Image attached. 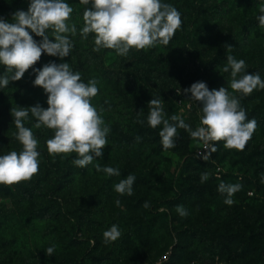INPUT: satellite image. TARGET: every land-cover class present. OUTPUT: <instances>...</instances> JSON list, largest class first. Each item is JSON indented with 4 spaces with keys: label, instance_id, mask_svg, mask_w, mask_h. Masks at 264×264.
<instances>
[{
    "label": "trees",
    "instance_id": "1",
    "mask_svg": "<svg viewBox=\"0 0 264 264\" xmlns=\"http://www.w3.org/2000/svg\"><path fill=\"white\" fill-rule=\"evenodd\" d=\"M163 2L179 10L176 0H163ZM209 2L213 3L214 0H195L193 14L189 18L180 13L182 22L185 20L182 25L188 30L184 39L185 48L196 58L202 53L200 47L202 42L198 37L200 34L198 21L205 13H200V10ZM29 4L30 0H3L0 4V18L11 22L13 14L18 10L27 11ZM262 4L264 0H221L215 5L225 16L239 14L240 18L238 26L240 29L231 27L218 42V55L225 52V45L238 47L241 39L242 41L258 39L264 42V28L259 26L257 19L261 15L259 7ZM32 35L37 41V36ZM140 57H142L138 59L140 62L147 61V55ZM129 66H134V63ZM4 71L6 72V69L1 66L0 76ZM122 75V80L132 79V88L123 89L122 95H119L113 87L105 88L92 99V104L97 109L108 106L111 114L114 111L109 117L116 116L108 126L110 128L107 145L109 162H114L115 166L119 164L128 171L129 174L126 172L128 175L136 177L133 184V194L136 197L133 210L138 212V217L133 225L134 233L144 231L143 215L147 214L145 234H147V242H150L157 221L162 218L176 220L179 214L173 212H176L174 210L177 206L182 205L188 211L184 221L185 227L180 232L183 241L174 245L164 264H215V259L225 260L231 264L237 262L264 264V101L251 105L250 95L238 94L241 107L246 111L248 119H255L257 122V128L244 150L226 149L223 142L215 144L216 154L231 161L232 168H236L242 175L241 181L237 182L235 175H230L228 181H225L226 176H223L221 182L209 176V179L202 183L200 177L205 171L196 169L194 164L197 159L188 154L187 131L178 129L175 147L165 150L159 137L162 125L153 129L147 123L148 102L153 98H159L152 93L147 94L146 88L141 83L142 78H147V72L143 71L140 74L126 69ZM5 90L6 88H0V104L9 99ZM12 108L8 103L0 116L3 117L6 112L2 127L5 128L7 136L12 135L15 138L17 130L11 116ZM120 118H125L128 123L125 122L121 127ZM24 125L30 129L35 128V122L30 114ZM43 128L45 131L43 137L47 141L54 136V131ZM137 137L141 139L137 141ZM166 151L184 157L186 161L178 175H173L168 183L165 180L169 172L167 167L160 168L162 163L168 162L163 155ZM76 158L75 153L66 156L45 154L39 164L38 176L33 186L22 192L18 191L15 195V205H19L21 209L17 211L12 208L7 212L3 205L0 206V235L3 234L2 230L11 221L13 214L22 213V207L27 208L31 204L34 205L30 212L33 218L51 223L55 235L52 245L56 247L51 257L41 249L37 263L35 259L31 263L22 259L16 263L13 258H8L7 264H83V259L76 261L73 258V249L77 245L81 247L84 243L68 236L67 224H70L74 233L83 231L86 222L96 224V231H107L113 225L110 217L104 224L106 229H102V223L99 222L105 210L103 206H106V200L102 201L103 206L100 209H96L95 202L90 209H86L84 202L87 197L92 196L96 199L104 196L105 192L96 185L97 174L89 175L88 178L86 172L88 173L89 170L74 166L72 161ZM199 162L203 167L210 166L209 159ZM104 165L106 166V163ZM221 183L242 185L241 190L234 195L241 192L245 194L248 190L254 189L255 196L248 198L249 202L245 204L242 202L226 205L225 195L218 192ZM75 195L77 199H74ZM259 196L263 200L257 199ZM145 202L150 204L149 208L143 207ZM12 242L5 240L0 242V251L7 253V248L13 245ZM98 243L96 242V245Z\"/></svg>",
    "mask_w": 264,
    "mask_h": 264
},
{
    "label": "clouds",
    "instance_id": "2",
    "mask_svg": "<svg viewBox=\"0 0 264 264\" xmlns=\"http://www.w3.org/2000/svg\"><path fill=\"white\" fill-rule=\"evenodd\" d=\"M80 3L91 5L83 11L80 35L84 39L89 34L94 35V52L110 49L123 57L133 49L139 51L157 45L167 46L182 26L180 12L163 0H80ZM259 12V26L264 28V4L259 7ZM72 13L73 8L65 0H30L28 10L16 11L11 22L0 18V65L6 69V73L0 76V88L21 80L44 53L61 60L70 55L74 45L69 36L77 33L76 25L69 24ZM32 34L42 39L37 42ZM224 47L228 53L233 50L231 45ZM226 61L222 71L230 72L232 93L248 96L254 90H264V80L259 74L246 71L243 59L238 60L229 54ZM35 77L34 86L44 90L48 107L45 109L36 104L11 109L17 130L15 138L22 145V150L0 155V185L29 181L38 173L39 141L24 125L29 114L36 120L35 128L43 126L54 131V136L46 141L49 155L75 153L77 158L72 163L76 167H87L94 159L101 158L108 144L110 128L102 118L103 109L98 111L92 104V99L99 93L97 80L85 83L69 63L54 62L35 69ZM189 92L190 101L194 100L201 106L200 126L195 130L180 116L166 118L162 99L153 98L148 102L147 123L153 129L162 125L159 137L163 148H174L177 130L184 129L191 138L203 143L206 154L198 155L205 161L217 151V142H223L229 150H244L257 128V122L248 119L237 95L230 94L226 87L209 90L204 82H196L189 89H184L185 95ZM136 139L139 141L141 138ZM95 170L108 176L120 175L119 169L102 168L99 164L95 165ZM135 179L134 175H128L114 186V190L120 195L131 196ZM208 179V172L201 174L202 183ZM241 188L240 184L221 183L218 192L225 195L224 203L231 206L235 203L232 197ZM120 203L116 200L117 206ZM143 207L149 208L150 204L145 202ZM176 211L181 217L188 215L182 205L177 206ZM103 236L105 243H111L121 236V231L117 225H112ZM55 247L49 246L45 254L51 257Z\"/></svg>",
    "mask_w": 264,
    "mask_h": 264
},
{
    "label": "rangeland",
    "instance_id": "3",
    "mask_svg": "<svg viewBox=\"0 0 264 264\" xmlns=\"http://www.w3.org/2000/svg\"><path fill=\"white\" fill-rule=\"evenodd\" d=\"M2 1L3 0H0V4ZM220 1L221 0H214L213 3H206L200 10V13H205L204 17H200L198 21V28L200 30L198 37L202 42L200 46L202 53L200 57L196 58L185 48L184 39L188 30L183 25L175 33L167 46L157 45L156 47L139 51L133 49L129 51L127 56L123 57L117 55L115 50L110 49H101L99 52H94V35L89 34L87 39L82 38L80 35V30L83 27V11L86 7H91V5H84L80 3V0H65V2L69 3L73 8L69 24L71 25L74 23L77 27L76 35L69 36L74 45L70 55L61 60L59 57H52L44 53L41 59L33 68L25 73L21 80L10 82L5 90V93L9 95V99L2 101L3 103L0 104L1 116L2 111L7 107L8 103H10L13 108L18 106L28 108L39 104L46 109L48 107V97L42 88L34 86L33 83L36 78L35 69H41L50 62L56 64L69 63L74 72H79L81 74L83 82L87 83L89 80L95 79L98 81L99 91L113 87L119 95L122 93L123 89L133 87L131 78L121 79L126 69L140 74L146 71L147 78H142L141 83L144 88H146L147 94L152 93L153 96L157 95V97L162 99L166 118H170L172 115L180 116L185 123L190 125L192 130H195L200 126V117L202 115L201 106L194 100L190 101L191 93L189 92L185 95L184 89H189L191 85L196 82H204L209 90H218L220 87L228 86L229 92H232L229 87L231 80L230 72L225 73L222 71L227 62V55H233L238 60L243 59L247 65L246 71L259 74L261 79L264 80V52H262L264 42L258 39L249 41H242L241 39V44L239 42L240 45L238 47L232 46L233 50L231 53L225 50V52L218 55V42L220 39L227 34L231 27L236 30L240 29L238 27L240 24L239 14L225 16L215 6ZM176 2L179 7L178 11L184 15V17L189 18L193 14L195 0H176ZM203 18L204 20H202ZM184 22L185 20H183L182 24ZM216 22H218V25H216ZM231 23H233L232 26ZM48 35L51 39V31H49ZM41 39V37H37V42ZM140 55H147V61L145 63L139 61L142 59ZM217 56L218 59H216ZM132 62L134 66H129ZM1 66L2 65H0V67ZM5 73L4 71L3 75ZM11 74L12 73H8V75ZM233 94L237 95L239 99L238 93ZM250 96L251 105L262 103L264 101V90H254ZM179 99L183 100L181 104L178 102ZM195 106H197V108H195ZM100 109H103L101 114L105 121V125L109 126L116 117H109V115H113L114 111L111 114L108 106H101L98 108V111ZM1 116L0 155L8 154L10 151H21L22 145L12 137V135L7 136L4 130L5 128L2 127V123L5 122L4 117L6 116V112H4L3 117ZM32 119L36 123L35 118L32 117ZM125 122H127L125 118L119 119L121 127ZM43 129V127L31 129L34 136L39 141L37 151L40 153V162L43 161L45 154H48L46 140L43 137L45 135ZM121 131L123 130L121 129ZM109 139L110 138L107 136L108 141ZM187 139L188 154L190 157L197 159L194 164L196 169L208 172L209 176L214 177L219 182H221L223 176H226L224 178L225 181L230 180V175H235L237 182L241 181L242 175L236 168H232L231 161L217 155L216 152L212 153L209 158L210 166L203 167L199 162L203 159L198 155L202 149V142L191 138L188 132ZM107 153L108 148L106 146L101 158L94 159L92 164L84 167L85 170H89L88 173L86 172L88 178L89 175L92 176V174H97L98 182H96V185L101 188L102 192H105V195L96 199L89 196V198L87 197L85 199L84 204L88 210L92 206V203L95 202L96 209H100V207L103 206L102 201L106 200V206H103L105 210L99 222L102 223V229H106L104 224L108 222V217H110L111 223L117 225L121 231V236L114 242L105 243L103 233L106 230L96 231V224H88L86 222V228L77 233H74L71 230L70 224H67L66 231L68 232V236L74 240L83 241L84 243L81 247L77 245L73 249V258H75L76 261L83 259V264H164L174 245L183 241L180 232L185 227L184 221L186 218L178 215L176 220L165 218L158 220L156 226L153 228L150 238L151 241L147 242V234H145L147 231L146 214L143 215L144 231L142 233H134L133 225L138 217V212L133 210V203L136 197L134 194L131 196L127 194L120 195L114 190V186L119 183L122 178H126L129 173L119 164L115 166L114 162H109ZM163 155L168 162L167 164L162 163L160 168L164 169V167H167L169 172L165 180L168 183L173 175H178L179 171L186 164V161L184 157H179L170 151L164 152ZM120 157L122 158V155H120ZM111 158L113 159V157ZM105 163L106 166L104 165ZM96 164H99L102 168L116 167L119 169L120 175L114 177L108 176L102 171L97 172L95 170ZM37 176L38 173L34 175L31 180L14 185H0V206L3 205L7 212L12 208L19 211L21 208H19V205H15L16 193L32 187ZM254 192V189H251L245 192V194L241 192L234 195L232 197L235 201L234 204L242 202L245 204L249 202L248 198H253L255 196ZM74 199H77L76 195ZM257 199L263 200L260 196ZM116 200H120L121 203L119 206L116 205ZM74 204L76 205V201ZM33 207V204L28 205L27 208L22 207V213L13 214L11 221L8 222L6 228L2 230L3 234L0 235V242L5 240V242L10 243L13 241V245L7 248V253H2L0 251V264L9 263L8 258H13L16 263H18L20 259L23 261L27 260L28 263H31L35 259L37 263L41 249L45 251L54 242L55 235L53 226L47 221L44 222L34 219L33 214L30 213ZM173 213L178 214L177 211ZM126 229L129 230L127 231ZM96 242L99 243L96 245ZM215 264L231 263L225 260L219 261L215 259ZM235 264L241 263L237 262Z\"/></svg>",
    "mask_w": 264,
    "mask_h": 264
},
{
    "label": "built area",
    "instance_id": "4",
    "mask_svg": "<svg viewBox=\"0 0 264 264\" xmlns=\"http://www.w3.org/2000/svg\"><path fill=\"white\" fill-rule=\"evenodd\" d=\"M177 93H178V91H177ZM178 102L181 104V103L183 102V100H182V99H179ZM199 153H201V154H206V150H205V148H204L203 143H202V149H201V151H200Z\"/></svg>",
    "mask_w": 264,
    "mask_h": 264
}]
</instances>
